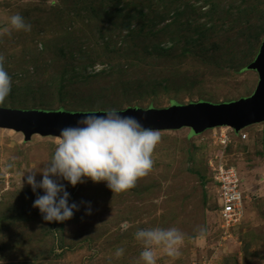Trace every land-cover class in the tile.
<instances>
[{
    "label": "rangeland",
    "instance_id": "obj_1",
    "mask_svg": "<svg viewBox=\"0 0 264 264\" xmlns=\"http://www.w3.org/2000/svg\"><path fill=\"white\" fill-rule=\"evenodd\" d=\"M17 14L30 31L11 26ZM263 41L264 0H0V56L12 79L0 107L73 114L240 101L262 88L249 65ZM155 131L153 168L135 187L68 185L70 203L90 201L92 214L81 204L71 220L49 223L23 177L41 171L61 137L1 125L0 264H143L134 233L153 227L185 236L180 255L158 251L157 264H264V120ZM220 161L243 178L237 225L221 221L217 187L204 178Z\"/></svg>",
    "mask_w": 264,
    "mask_h": 264
},
{
    "label": "clouds",
    "instance_id": "obj_2",
    "mask_svg": "<svg viewBox=\"0 0 264 264\" xmlns=\"http://www.w3.org/2000/svg\"><path fill=\"white\" fill-rule=\"evenodd\" d=\"M10 23L15 30H31V25L19 14L13 15ZM11 91L12 79L0 56V101H4ZM121 113L116 108L105 109V115H84L76 126L61 129V138L51 160L41 171L23 177L37 196L33 207L39 209L44 221L63 223L71 220L80 211L81 204L85 205L87 215L92 214L90 201L70 203L68 185L75 187L87 180L97 184L105 182L113 193H122L135 187L137 181L151 171L159 133L144 127L135 116ZM38 173L42 174L41 180L37 179ZM40 190L43 195L39 194ZM122 227L127 230L129 225L125 222ZM204 232L202 229L196 239L203 238ZM134 238L143 245L139 257L143 264H157L158 251L172 258L178 257L185 241L184 234L176 227L138 229ZM124 251V248H118L116 257H122Z\"/></svg>",
    "mask_w": 264,
    "mask_h": 264
},
{
    "label": "water",
    "instance_id": "obj_3",
    "mask_svg": "<svg viewBox=\"0 0 264 264\" xmlns=\"http://www.w3.org/2000/svg\"><path fill=\"white\" fill-rule=\"evenodd\" d=\"M260 72L261 89L251 98L232 103L213 104L206 101L191 105L143 110L129 107L121 115L135 116L146 128L162 130L192 127L195 134L208 127L229 125L236 131L264 120V41L258 58L249 65ZM105 115L104 112L65 113L60 111L13 110L0 107V126L24 128L28 132L60 135L61 129L76 126L84 115Z\"/></svg>",
    "mask_w": 264,
    "mask_h": 264
},
{
    "label": "built area",
    "instance_id": "obj_4",
    "mask_svg": "<svg viewBox=\"0 0 264 264\" xmlns=\"http://www.w3.org/2000/svg\"><path fill=\"white\" fill-rule=\"evenodd\" d=\"M217 164L212 165V177L217 187L216 194L220 204L219 217L226 226L237 225L245 215L243 178L235 166L227 165L222 161Z\"/></svg>",
    "mask_w": 264,
    "mask_h": 264
},
{
    "label": "trees",
    "instance_id": "obj_5",
    "mask_svg": "<svg viewBox=\"0 0 264 264\" xmlns=\"http://www.w3.org/2000/svg\"><path fill=\"white\" fill-rule=\"evenodd\" d=\"M125 19L127 20V17H125ZM129 20V19H128ZM231 138H232V134H231ZM242 139H244V138H242ZM234 139H232V141H233ZM231 141V142H232ZM207 168H208V166H207ZM204 178H205V180H206V182L208 183V182H213V180H212V178H210V176H209V174H206V175H204ZM216 196H217V194H216ZM216 202H217V200H216ZM219 205H218V203H217V207H218Z\"/></svg>",
    "mask_w": 264,
    "mask_h": 264
}]
</instances>
